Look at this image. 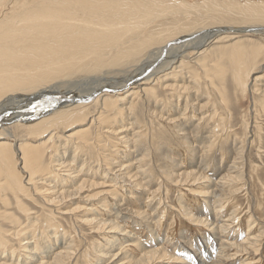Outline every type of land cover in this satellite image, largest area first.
Here are the masks:
<instances>
[{
  "label": "rangeland",
  "instance_id": "rangeland-1",
  "mask_svg": "<svg viewBox=\"0 0 264 264\" xmlns=\"http://www.w3.org/2000/svg\"><path fill=\"white\" fill-rule=\"evenodd\" d=\"M10 1L8 2L9 4L7 0L1 3L0 20L6 17H13L15 14L25 9L37 7L38 5L41 6L43 4L47 6V1L51 0ZM121 1L129 7H131V5L140 7L138 12L134 14H125L126 16L124 15V18L122 17L123 21L128 26L135 24L138 26L137 24L139 23V25L141 24L140 26L143 27L146 23L142 29L144 32L146 31L145 34H148L147 31L159 33L164 31V29L165 31L168 30L167 32H162V34L159 33L158 35H161V37L157 36L159 37V40H157H162V44L166 40H168V44H171L172 42L169 41L173 40V38L175 39L177 36H181V34H192L198 30L201 31L195 35L196 38L204 31H208L209 33L216 31L224 32L219 29L221 26L264 24V0ZM171 3L173 6H171ZM179 3L182 5L184 3V6ZM185 5L186 7L188 6L187 8L190 7L189 10ZM197 5L198 9L196 8ZM181 8H184V10L187 9L188 11L184 12ZM206 8L208 10H206ZM217 8L219 10H217ZM209 9L211 10L209 11ZM248 10L250 12H248ZM150 11L153 12V14L150 13ZM146 12L148 13L146 14ZM171 12L175 14L165 15L172 14ZM136 14L137 16H135ZM127 16H129V18ZM152 17L157 21L155 19L152 20ZM135 19L137 20L135 21ZM141 19L143 22L140 21ZM177 20L178 22H176ZM167 21L170 22V26L175 24L173 25L175 28L173 26H167ZM130 23L134 24L131 25ZM148 23H151L150 25L152 26L157 25L158 27H154H157L158 31H154L156 28L153 27V29L152 26L149 27L150 25ZM146 27L148 30H146ZM149 28L151 31H149ZM170 32L173 35H171ZM228 34L229 33L220 35L219 33L213 34L208 38L205 47L201 49L189 48L182 53L181 64L184 70L180 72L181 76L177 77L174 81L177 87L186 88V90H183V93H181L182 91L178 93V91L163 89L160 88L158 83L149 82V84L145 86L146 88L149 86L152 87L148 89L150 92L152 91L155 93L154 96L156 97V101L155 98L151 99L153 93L133 97L131 100H128V102L131 103L130 108L133 109V112L131 111V115L128 114V117L124 115H115L111 111H104L105 120L107 119L108 121L109 118H111L105 128L98 122L90 124L87 118L82 122H76L75 125L64 126L63 124L52 127L44 132L40 129L34 130L27 128L28 125L25 124L26 121H19V119H13L12 123L10 122L6 125L4 132L7 133V138H9L8 141L13 147L19 146L20 143L37 145L39 148L41 147V152H43V164H52L51 160H53V155L55 153V151L53 152L54 147H52V144L60 140L64 148L61 149V151L59 150L57 157H60L62 154L61 157L65 158L64 162H68V168L79 173L77 178H80V182L86 181V186L75 190L76 185L74 183L67 185L68 189L67 187L66 189L70 192V195L67 191L68 195L66 194L67 197L65 196V199H63L64 201L62 200L63 203L54 208L53 205H46L42 199L49 196L44 191V189L47 188L46 184L48 182L46 183L43 182V180H39V182L33 185L36 188V193H34V190L29 185L28 195L21 194V196H19L24 207L28 209L27 214L24 213V215L23 212L20 213V211H18L13 193L9 189H4L2 186L4 177L1 174L0 221L2 220V222H0V228L2 230L1 233H4L3 236H7L6 233H8L7 237H10L9 239L6 237L7 242L4 237L5 241L3 245L6 244V247H9L10 250H14L13 252H15L13 257L9 256V258L6 256V259H2L1 262L4 261L7 263L10 260V262L14 261V263L17 264H23L24 258H22V254L24 252L21 251H23L24 248H22L21 242L19 239L15 238L16 235L13 236L11 231L20 229L23 225L25 227L29 224L28 222H30L34 228H32V231H29L30 228H26V231L30 233L32 240L30 238L25 239L30 242L29 245L32 244L29 246L30 248L37 243V246L40 245L36 239L39 238V234L42 232L41 230L50 228L48 224L50 225L51 223L52 225L58 226V229L61 227L66 230L68 236L66 235L63 239H67V243L70 241L71 258H66L62 264H111L109 260L104 258L105 256L101 257L98 255L101 253V251L98 253V250L104 248V251H110L112 248H117L119 246L118 244L120 242L123 243L126 238H121L122 235L117 234V232L105 231L107 228L105 229L102 227L99 230H95L90 228L87 223L81 222V216L87 215L85 212L89 203L96 204L98 201L102 200L105 202L104 205H106L105 208L103 207L105 210L98 208V212L96 211L97 217H102L103 220L109 219L114 224H119L121 230H123L122 232L126 233L127 236H135L133 245L126 242L127 250H124L127 256L131 255L134 259L140 258L141 255L143 256L142 253L146 250L160 247L159 250H165L166 255L158 258L156 257L159 261H152V263L148 264H201V260L204 264H264V231L262 232L264 228V69L261 68V64L264 62V38L255 35H244L246 33L239 34L237 37H232V34ZM157 40L153 42L155 44H153L154 47L160 45V42ZM256 44L261 47L262 50L258 58L252 61L251 65L246 67V69H248L251 66L250 73L247 76L245 75L246 71L242 73L239 72L241 74L238 72L236 73L241 59L234 57V53H236L240 47L242 49ZM203 49L206 52L204 51L203 53ZM150 50L141 51L139 55L132 56L129 58L128 62L118 66L98 65L97 67L80 68L71 76L60 80L58 79L60 82H53L55 84L49 82L51 85L49 83L40 86L36 85L39 89L33 88L24 92L16 91L15 93L17 94L9 93L10 95L7 94L0 103L7 107L14 103V106H20L24 103V100L35 95L37 92L39 93L43 90L49 92L55 87L71 88V90H74L77 94L84 93L97 84L111 83L119 79V77L122 78L135 74L139 69L152 62L153 64L150 68L162 61L164 53L162 55L158 53L151 54L149 52ZM242 74L245 75L247 80V85L244 87L239 83L237 84V79H239ZM235 75L236 80L234 78ZM253 78L255 79L252 80ZM153 102L155 105L151 104ZM98 106L97 102L88 103L85 107V111L91 115L95 113ZM158 115L161 117H158ZM180 115L182 119H180ZM177 116H179V121H184L187 117L188 121L185 122L184 129L189 133L188 140L181 135L182 131L178 130L179 126L177 127V124L179 121H177ZM163 117H165V119ZM168 118L170 120L169 122L167 120ZM172 119H174V121ZM33 120L35 119H31L30 121ZM100 123L102 124V122ZM123 123L126 125L125 127L128 126L127 133L130 132V136L132 137L131 143L133 145H130V152L126 151L128 149H124L123 143L111 132L112 130H115L113 132L118 131L121 128L119 125ZM181 124L183 125V122ZM81 128L86 131L88 129L87 132L90 134V146H83V144L77 143L78 138L76 136L68 138L65 141L62 139L68 136L69 133L73 132V134H75L74 132ZM108 128L109 130H106ZM51 133H54L55 137L46 141ZM124 133H122V135ZM136 134L139 135L137 136ZM136 136L137 141L133 142ZM188 141L192 142L197 150L195 148L194 150L192 148L190 150L189 147L187 148ZM133 146H135L136 149ZM200 153H202V156H200ZM195 156H197V160ZM14 157L17 158L16 155ZM232 161L243 163V165L241 166L240 164L241 169L238 170L239 174L235 178L233 184L230 185L233 187V189H231L232 193L227 195L226 200H219L222 202V205H216L215 207L217 221L219 225H221L220 232L212 231L210 227L204 224H195L192 220L185 219L183 217L185 213L184 209L188 211L192 208L190 210L191 215L200 216V218H204L207 221H209V219L212 221V211L209 210L211 207L209 203H207L209 207L205 205L206 201H209L207 198L201 197V202H205V204L203 203L205 206L196 205L193 208L191 207L193 204H190V202L194 200V198H199L195 193L208 190V187L213 189L216 194H218V191L222 193V189L226 186L219 189L221 186H217V184L213 182L218 181L220 176L227 172L230 164L232 165ZM118 163L120 165H118ZM122 165H130L129 168L132 171L139 167V169H144L143 171L146 172L145 174L136 176L131 184H127L122 178L115 177L114 170H118ZM108 166L110 169L112 168V170H110ZM80 168L83 172H78ZM178 169L185 172L193 171V173L189 174L187 179L193 178L196 174L199 177H205L206 182L203 181V179H197L200 183L185 186L182 184V181H180V179L183 180L185 176H178L177 172H180ZM16 170L20 171L19 176L21 179L26 177V173L21 171L20 168H16ZM85 171L89 172V174ZM102 174L105 175V178L102 177ZM167 174H173L172 178L177 181L170 180ZM36 179L34 181H36ZM22 180H24V178ZM47 181H50V179ZM136 182L138 185H135ZM52 184L53 182H51L50 185ZM41 188V192L37 191ZM104 196H106V198ZM115 196L117 197L116 200ZM212 199H223V196L216 198L213 196L210 201ZM83 201L88 202L86 204ZM99 204L94 206L97 208ZM203 207H205V209ZM50 208L57 211L59 210V212L51 214ZM69 210H73V212L70 214L65 213V211ZM205 210L207 212L210 211L208 215L203 213H201V215L199 213L198 215V212H204ZM6 213L9 214L6 215ZM4 215H6L5 218H7L8 221L4 218ZM250 215H252L254 219H251ZM47 216L49 218H47ZM52 216L53 218H51ZM11 217L17 218L21 225L19 224L18 227L13 229V226H11ZM45 218H47V220H45ZM13 221H15V219H13ZM24 227L22 229L23 232H25ZM5 230L7 231L5 232ZM117 230L118 229L115 231ZM49 232H47V234ZM254 233L255 235L259 234L256 246L260 245L261 248L260 254L257 257L249 253L251 250L247 249L248 252L243 253L244 251L242 249L240 250V247H238L239 243L245 242L243 240H246L250 236H255ZM27 236L29 237V235ZM27 236L24 234V237ZM109 236L114 239L113 247L110 249L108 245L106 247V245L102 243V238H109ZM214 236L218 238L221 236L222 240L233 242L234 244L230 247L227 246V249H225L223 258L226 259V261H223V259L217 256V252L219 251L218 248H220L221 243L219 240H216ZM212 237L214 238L213 241L211 239ZM23 241L24 240H22V242ZM61 241H58L59 244H62L63 241ZM207 241L209 243H207ZM205 243L210 245V248L205 246ZM124 245L125 242L120 249H114L113 252L116 253L119 251L117 254L121 256L123 254L122 249ZM208 249L210 251H207ZM17 251L21 254L19 255L16 253ZM43 254L49 257L44 251ZM53 255L54 254H51L49 258L44 257L43 260H47L46 263H51V261L54 263L55 259H53ZM231 257L234 258L232 259ZM144 258L145 255L142 259ZM97 259H100V261L98 260V262ZM217 259L219 261L214 262L217 261ZM125 260L129 261L128 264H135L134 262L131 263L132 261H130L128 257H125Z\"/></svg>",
  "mask_w": 264,
  "mask_h": 264
},
{
  "label": "bare ground",
  "instance_id": "bare-ground-1",
  "mask_svg": "<svg viewBox=\"0 0 264 264\" xmlns=\"http://www.w3.org/2000/svg\"><path fill=\"white\" fill-rule=\"evenodd\" d=\"M3 1L4 0H0V6L2 5L1 3ZM9 1L10 0H7V3ZM47 2H48V4H46L47 6H44L43 4L41 6L38 5L37 7L32 6L33 8L25 9V10L19 12L18 14H15L13 17H6V18H3L2 20H0V101L7 94L8 95H10L11 93L14 94L16 91H23L24 92V91H27V90H30L33 88L39 89L38 86H36V85L40 86V85L48 84L49 82H51V83L60 82V81H58V79L60 80V79L67 78L68 76H71L72 74H74L76 72V70H78L80 68L97 67L98 65H100V66L101 65H109V66L110 65H112V66L121 65L125 62H128L129 58H131L132 56L137 55V54L139 55V53H141V51L142 52L145 50L148 51L151 48L152 49L149 51L151 54L158 53V54L162 55L164 53L163 54L164 58L162 59V61L156 63L151 68H150V66L153 64V62L151 64H148L147 66L139 69L133 75L124 76L122 78L119 77V79H117L113 82L109 81L111 83L97 84L96 86H94L90 90H87L86 92L81 93V94L75 93V91L71 90V88L55 87L54 89H52L49 92L45 91V90H43L45 92L39 90L41 92H39V93L37 92L38 94L36 93L35 95L29 97L26 100L23 99L24 103L23 104L21 103L22 105H20V106H18V105L14 106V104H15L14 103V104L7 107L6 105H3L0 103V175L2 174L4 177V181H3L2 186L4 187V189H9L13 193V195H14L13 197L15 199L14 201L16 202V207H17L18 211H20V213L23 212V214L24 213L27 214L28 209H27V207H24L19 196H21V194L28 195V193H29L28 186L29 185L34 190V193H36L35 192L36 188H35V186H33L34 183L39 182V180H41V181L43 180V182H46V183L48 182L46 184L47 188H45V189L43 188V189H44L45 193L48 194L49 196H47L45 199L44 198H42V199L44 200V203L46 205H48V206L53 205L55 208V207H57V205L63 203L62 200L65 199L64 198L65 196L67 197V195H68L67 194V191H68L67 185H69L70 183H74L76 185L75 190H78V189H81L82 187L86 186L85 185L86 181L80 182V178H77L79 173H77L75 170H71L68 168L69 167L67 164L68 162L67 163L64 162L65 158L61 157L62 154L60 155V157H57L59 150L61 151V149L64 148V145L60 143V140H57V141H55L56 143L54 142L52 144V147H54L53 152L55 151V153L53 155V160H51V162H52L51 165L42 163L43 152H41V149H40L41 147L39 148L37 145H28V144L20 143L19 146L13 147V145L10 144V142L8 141L9 138H7V133L4 132V130L6 129V125H8L10 122L12 123L13 119H19V121L20 120L26 121L25 124L28 125L27 128L34 129V130L40 129L43 132L52 128V127L60 126L63 124H64V126L75 125L76 122H82V121L86 120V118H87V121L90 122V124L94 123V122H96V123L98 122L100 125H102L105 128L108 125V121L111 118H109V116H108L109 120L108 121H107V119L105 120L104 111H111L115 115H124V116L128 117V114L131 115V111L133 110L130 108L131 103H129L128 100H131L133 97H137V96L142 95V94L146 95L147 93L148 94L153 93L152 91L150 92V90L148 89V88H152V87L149 86L148 88H146V86H145L146 84H149V82L158 83L160 88H163V89H167L170 91H178V93L180 91H182L181 93H183V90H186V88L185 87H177V84L174 81L177 77L181 76L180 72H182L184 70V68L182 67L183 65L181 64L182 63V61H181L182 53L185 52L186 50H188L189 48H194V49L200 48L201 49L202 47H205L207 45L208 38L211 37L213 34L219 33V35H220L223 33H229V34H232V37H237L239 34L246 33L244 35H255V36H258V37L260 36V37L264 38V29H262V28H264V24H256V25L253 24V25H246V26H221V27H219V29L224 31V32H217L216 31V32H210L209 33L208 31H204V32H201L199 34V36L196 38L195 35L201 31V30H198L197 32H194L192 34H187V35L181 34V36H179V37L177 36L175 39L173 38V40L169 41V42H172L171 44H168V40L164 41V43L162 44L161 43L162 40L158 41L159 37H157V36L161 37V35H158V34L159 33L162 34V32H164L165 29H164V31L159 32V33H157V32L151 33V32L147 31L148 34H145L146 31L144 32V30H142V29L146 23L143 25V27H141L140 26L141 24L139 25V23L137 24L138 26H136V24L132 25L134 23H132V24L130 23L132 26H130V25L128 26L123 21V18H124L123 16L125 14L126 15L127 14H134V13L138 12L140 10V7H138V6H135V5L132 6L131 5V7H129L126 4H124L123 1H121V0H51V1H47ZM135 2H136V0H135ZM10 3H11V1H10ZM177 4H178V2H177ZM159 5H158V7H159ZM168 5H170V4H168ZM180 5H182V4H180ZM186 5H185V7H186ZM54 6H58V7H54ZM162 6L164 7L163 4H162ZM165 6H166V4H165ZM171 6H173L172 3H171ZM182 6H184V3ZM194 7H196V6H194ZM203 7H204V5H203ZM151 8H152V6H151ZM179 8H180V6H179ZM189 8H187V9L189 10ZM196 8L198 9V5ZM207 8H206V10H208ZM161 9H162V7H161ZM181 9L184 10V8H181ZM187 9H185L184 12L188 11ZM142 10H143V8H142ZM146 10H149V9H146ZM165 10H167V9H165ZM210 10L211 9H209V11ZM217 10H219V9L217 8ZM220 10H222V9H220ZM193 11H195V10H193ZM248 12H250V11L248 10ZM147 13L148 12H146V14ZM150 13L153 14V12H151V11H150ZM155 13H156V11H155ZM178 13H179V10H178ZM174 14L172 13V14H165V15H174ZM130 16H132V15H130ZM135 16H137V14ZM127 17L129 18V16H127ZM127 17H125V18H127ZM155 17H156V15H155ZM137 19H135V21ZM148 19H149V15H148ZM154 19L155 18H153L152 20H154ZM152 20H150V21H152ZM140 21H142V19ZM176 22H178V20ZM148 24L150 25L151 23H148ZM166 24H168L167 26H169V27L175 25V24H173L170 26L169 25L170 22H168ZM151 26L152 25H150L149 27H151ZM154 26H157V25H154ZM154 26H152V28ZM159 26H160V24H159ZM162 26H164V25H162ZM147 27H146V30H148ZM157 27H154V28H156V30L153 28L154 31H158ZM173 27L175 28V26H173ZM185 28H186V26H185ZM171 29H173V28H171ZM159 30H160V28H159ZM162 30H163V28H162ZM149 31H151V29ZM167 31H165V32H167ZM170 31H172V30H170ZM227 31H229V32H227ZM177 33H179V32H177ZM170 34L173 35L171 32H170ZM163 37H164V35H163ZM226 37H228V36H226ZM220 39H222V38H220ZM155 40L160 42L159 46H155V47L153 46V44H154L153 42H155ZM256 45H251V46L248 45L249 47H246V48L243 46L244 48H242V49L240 47V49L236 53H234V57L241 59L240 65L237 68L236 73L237 72L242 73L243 71L244 72L246 71V74H245L246 76L250 73V67L251 66L248 68L249 71H248V69H246V67L251 65L252 61H255L258 58V56L260 55V52L262 50L261 47H259L258 45L256 46ZM155 50H156V52H155ZM204 51L205 50L203 49V53H204ZM238 55H239V57H238ZM261 68L264 69V62H263V64H261ZM125 69H126V67H125ZM241 73H239V74H241ZM245 75L242 74L239 77V79H237V81H238L237 84L239 83L240 85H242V87L247 85V80L245 78ZM234 78L236 80V75L234 76ZM254 79L255 78H253L252 80H254ZM51 83H49V84L51 85ZM55 83H53V84H55ZM254 90H255V88H254ZM15 94H17V93H15ZM154 94L155 93H153V95L151 96L152 97L151 99L155 98V101H156V97L154 96ZM109 95H112V96H109ZM91 102H97V104L99 106H98V109L95 111V113L89 115L85 111V107H86V105H88V103H91ZM154 102L151 104H154ZM166 102H167V100H166ZM170 106H171V104H170ZM171 108H172V106H171ZM24 111H26V112H24ZM152 113H153V111H152ZM162 114H161V116H162ZM161 116L158 115V117H161ZM165 117H163V118L165 119ZM178 118H179V116H177V121H179ZM183 118H184V115H183ZM31 119H35V120L30 121ZM180 119H182L181 115H180ZM167 120H168V122L170 121L169 118ZM172 120L174 121V119H172ZM106 121H107V123H106ZM187 121L188 120L186 117V119L184 121H179L177 124V127L179 126L178 130L182 131L181 135L184 136L185 139H187L189 136V133L187 131H185V129H184L185 128L184 124ZM100 122H102V124ZM182 122H183V125L181 124ZM119 126L121 128L118 131H116V132H113L115 130H112V131L110 130V131L112 133H114V135H116L117 138L123 143L124 149L125 150L128 149L126 151L130 152L129 151L130 145H133V144L131 143L132 137L130 136V132L127 133V129H128L127 127L128 126L125 127L126 125H124V123L120 124ZM24 127H25V125H24ZM106 130H109V128ZM87 131H88V129H87ZM87 131L85 129L81 128V129H78L76 132H74L75 134H73V132L69 133L68 136H66L62 139L65 141L68 138H72V137L76 136L78 138L77 143H80L81 145L83 144V146H85V145L90 146L91 145L90 141H89L90 140V137H89L90 134H88ZM134 132H136V131H134ZM122 133H124V134L122 135ZM132 135L135 136L134 134H132ZM136 135L138 136L139 134H136ZM137 136H136V139L134 138L135 140L133 142L137 141ZM52 137L53 138L55 137L54 133H51L50 136H48V138L46 139V141L50 140ZM192 142L188 141L187 148L189 147L190 150H191V148L193 150H194V148L196 149L195 145H193ZM133 147H135V146H133ZM79 148H80V146H79ZM135 149H136V147H135ZM241 153H243V152H241ZM15 155L17 158L14 157ZM200 156H202V153H200ZM196 157L197 156H195V159L197 160ZM137 160H138V158H137ZM109 161H111V160H109ZM237 161H232V165L230 164L227 172L222 174L218 181L213 182V183H216L217 186L218 185L221 186V187H219V189L220 188L222 189V187L226 186L222 189V191H223V192L221 191L222 193H219V191H218V194H216L213 189H210L208 187V190H203V191H199V192L195 193V195L198 196L199 198H194V200H192L190 202V204L191 203L193 204L191 206L193 208L196 205H202V206L206 205L208 207L210 205L211 209H209V208L208 209L212 211V215H213L212 221H210V219H209V221H207L204 218H200V216L191 215L190 210L192 208L188 211L186 209H184L185 213H184L183 217L185 219H190L195 224H198V223L204 224V225L210 227V229H212V231L214 230V231H217L218 233L220 232L221 225H219V223L217 221V212L215 210V207H216V205H218V206L222 205V202H220V201H222L224 199L226 200L227 195L232 193L231 189H233V187L230 185L233 184L235 178L239 174L238 170L241 169V166L243 165V163L241 164ZM240 164H241V166H240ZM118 165H120V164L118 163ZM80 167H81V165H80ZM129 167H130V165L129 166L122 165V166H120V168L118 170H114L115 177H120V178H122L123 181L127 182V184H131V182L135 179L136 176H138L139 174H145V172H146V171H143L144 169L143 170L139 169V167H137L136 169H134V171H132ZM16 168H20L21 171L26 173V177H23L24 180H22L23 178L22 179L20 178V176H19L20 171H17ZM108 168H109V166H108ZM123 168H124V171H123ZM110 170H112V168ZM178 171H180V170L178 169ZM194 171H195V169H194ZM78 172H83V170L80 168L78 170ZM85 172H87V171H85ZM107 173H108V169H107ZM191 173H193V171L177 172L178 176H182V175L185 176L183 180L180 179V181H182L183 185H185V186H190V185H194V184L196 185L197 183H200V182H198L199 180H197V179H200V180L203 179V181L206 182L205 177H199L196 174H195V176L193 175L194 176L193 178L191 177V179H187L189 177V174H191ZM87 174H89V172H87ZM104 176L105 175H103L102 177H104ZM167 176L170 180H174V178H172L173 174H167ZM102 177H100V178H102ZM35 179H36V181H34ZM48 179H50V181H47ZM174 181H177V180H174ZM51 182H53L52 185H50ZM208 182H209V180H208ZM135 185H138V183L136 182ZM66 187H67V189H66ZM215 188H216V186H215ZM40 190L42 191V188L38 189L37 191H40ZM68 193L70 195L69 191H68ZM106 196H104V197L106 198ZM213 196L215 198L223 196V199H216V200L212 199L210 201V199ZM201 197L207 198L209 201L208 202L206 201V204H205V202H201ZM209 197H210V199H209ZM116 199H117V197L115 198V200ZM83 202L87 204L88 201H83ZM104 203L105 202L100 200L96 204L95 203H89L88 206L86 205L88 207V208H86V212H85V213H87V215H83V217L81 216L82 221L81 220L80 221L87 223L90 226V228L95 229V230H99L102 227H104L105 229L107 228V230L104 229L105 231H110V232L113 231L114 233L117 232V234L122 235L121 238H126V240H124V241L122 240L123 243L120 242L118 244L119 246L117 248L116 247L114 248V249H120L122 247V244H124V242H125V245L123 246V249H122L123 254L121 256H119L117 254L119 252L118 250H117L118 252L114 253L113 252L114 249L113 248L110 249L111 247H113V244H114V239L110 238L111 235L109 236V238L108 237L102 238L103 245H106V247L108 245V248L110 249V251H104L103 250L104 248H102V250L100 248L98 250V253H100V251H101V253L98 255H100L101 257L105 256L104 258L106 260H109V262L111 264H128L129 261H126L125 257H128V259L130 261H132L131 263L134 262L135 264H148V263H152V261H159L156 259V257L158 258V257H162V256L166 255V251L165 250L164 251L159 250L160 247H158L155 249H150V250L144 251L142 253L143 256L145 255L144 259H142L143 258L142 255L140 258H137V259H134V257L131 255L127 256L125 254L126 252L124 253V250H127L126 249L127 248L126 242H129V244L133 245V243H134L133 240H135V238H134L135 236H133V235L127 236L126 233L122 232L123 230H121V226L119 224H116V223L114 224L108 218H107L108 220H106V219L103 220L102 217H97V212H98L97 209L98 208L105 210L104 208L106 205H104ZM207 203H209V205H207ZM7 204H8V201H7ZM97 204H99V206L96 208L95 206ZM107 204H108V202H107ZM203 208L205 209V207H203ZM50 211H51V214L59 212V210L57 211V210H54L51 208H50ZM72 212H73V210L65 211V213H69V214ZM209 212H207L205 210L204 212H198V215H199V213H200V215H201V213L208 215ZM2 213H4V212H2ZM7 214H9V213H6V215ZM6 215H4V218L6 217ZM232 215H233V213H232ZM8 216H11V215H8ZM47 218H49V217L47 216ZM47 218H45V220H47ZM51 218H53V216ZM250 218L254 219L252 215H250ZM5 219H7V218H5ZM11 219H12L11 220V226H13L12 227L13 229L18 227L19 224L21 225V223L18 222L19 220L17 218L11 217ZM13 219H15V221H13ZM48 220L51 221L50 219H48ZM7 221H8V219H7ZM0 222H2V220ZM51 222H54V221H51ZM28 223L29 224L25 227L23 225L25 232L22 231L23 227L20 229H14L13 231H11L13 236L16 235L15 238L19 239V241L21 242V246H23L22 248H24L23 251H21V252H24L22 254L23 257L21 256L22 258H24L23 264H45L47 262V260L44 261L43 258L44 257L49 258V257H51L50 256L51 254H54L53 255V259H55L54 263H52V261H51V263H46V264H62L66 258H68V257L71 258L70 253H72V252L70 251L71 250V246L69 245L70 241L67 243L66 242L67 239L66 240L63 239L66 237V235L68 236V234H66L67 233L66 230H64L61 227H60V229H58V226L52 225L50 223V225L48 224V226H50V228H46L44 230H41L42 232L39 234V238L36 239V240H38L40 245L37 246L38 243L36 244V242H35L36 245H34L30 248L29 246H31L32 244L29 245L30 242L26 241L25 239H28V238L31 239V237H30L31 235L28 231H26V228H30L29 231H32V228H34V226L30 222H28ZM9 224H10V222H9ZM228 226H229V223H228ZM116 229H118V230L115 231ZM210 229H208V230H210ZM95 230H93V231H95ZM6 231L7 230H5V232ZM263 231H264V228L262 229V232ZM1 232H2V230L0 228V253H1L0 264H17V263H14V261L10 262V260H9L10 263L9 262L6 263L4 261L1 262L2 259L3 260L6 259L5 258L6 256L13 257V255L15 253V252H13L14 250L12 251L9 249V247H6L5 246L6 244L3 245V242L5 241L4 237L6 238L8 236V233H6L7 236H3L4 233L2 234ZM47 232H49V233L47 234ZM230 232H229V234H230ZM105 233H107V232H105ZM24 234H26V236L29 235V237L28 236L24 237ZM254 235H255V233H254ZM7 238H6V242H7ZM214 238L216 240H219V242L221 243L220 248H218L219 253L217 252V256L220 259H223V261H226V259L223 258V256L225 255V249H227V246L230 247V246L234 245L233 242L231 243V242L224 241L221 239V236H219V238L214 236ZM214 238L213 237L211 238L212 241ZM244 239H246V238H244ZM258 239H259V234L255 235V236H250L246 240H243L245 242L239 243L238 247H240V250L242 249L244 251L243 253L248 252V250H251V252H249V253L257 257L260 254V250H261L260 245L256 246ZM22 240H24V241L22 242ZM36 240H33V241H36ZM58 241H61L62 244H59ZM207 243H209V242L207 241ZM207 243H205V246H208L210 248V245H208ZM217 244H218V242H217ZM216 249H217V247H216ZM43 251L45 252V254L49 255V257L45 256L43 254ZM207 251H210V250L208 249ZM16 253H18V251ZM18 254L20 255L21 253H18ZM39 254H43V255H39ZM234 256H238V255H234ZM100 259H97V261L98 260L100 261ZM218 261L219 260L217 259V261H214V262H218ZM200 262H201V264L202 263L204 264V262L202 260ZM214 264H216V263H214Z\"/></svg>",
  "mask_w": 264,
  "mask_h": 264
}]
</instances>
